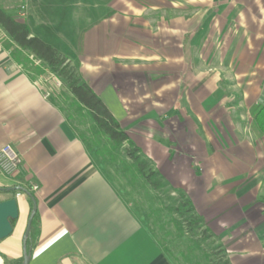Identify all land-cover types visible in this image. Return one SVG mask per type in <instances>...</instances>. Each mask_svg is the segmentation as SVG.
<instances>
[{"label":"crops","instance_id":"crops-1","mask_svg":"<svg viewBox=\"0 0 264 264\" xmlns=\"http://www.w3.org/2000/svg\"><path fill=\"white\" fill-rule=\"evenodd\" d=\"M19 1L31 35L52 45L28 19L56 0ZM98 1L67 2L88 22L75 54L59 51L169 189L187 194L230 264H264V135L252 114L264 102V0H104L103 15ZM7 41L0 28V148L11 144L22 166L0 186L36 200L27 264H175L73 129L50 73L18 62ZM12 197L2 264L22 257L32 208L21 190L0 193Z\"/></svg>","mask_w":264,"mask_h":264},{"label":"trees","instance_id":"trees-1","mask_svg":"<svg viewBox=\"0 0 264 264\" xmlns=\"http://www.w3.org/2000/svg\"><path fill=\"white\" fill-rule=\"evenodd\" d=\"M17 9L18 6L13 4L10 6L0 4V28L9 40L6 45L12 56L24 66L37 74L45 71L53 73L61 81V89L57 92L56 101L61 105V110L66 113L67 119L79 137L94 149L102 160L119 163L122 177L130 182L142 179L153 190H163L166 187L171 189L162 174L153 168L149 159L130 138L128 131L113 116L101 97L82 79L67 56L40 37L31 35L28 23L23 17L18 16ZM36 60L40 61L39 65L35 64ZM252 114L255 127L264 135V102L257 105ZM173 189L177 193V198L169 204L152 208L148 213L150 222L161 235H157L158 233L152 229L151 233L162 250L169 256L171 251L168 241L173 237L184 238L186 233L195 230L199 235L189 239L194 249L202 252L208 264H230L227 255L222 253L224 250H220L221 244L216 252L208 253L203 250L201 241L207 242L215 236L205 225L206 221L203 217L197 214L187 194L183 190ZM15 192L17 190L10 191L12 194ZM153 197L158 199L157 194ZM163 211L169 212L171 216L161 222L160 214ZM37 228V217L34 214L26 242L28 249L33 246ZM194 249L189 248L188 252ZM213 254L216 255V261L211 258ZM21 261L22 257L14 261L5 259L3 264H20Z\"/></svg>","mask_w":264,"mask_h":264},{"label":"rangeland","instance_id":"rangeland-1","mask_svg":"<svg viewBox=\"0 0 264 264\" xmlns=\"http://www.w3.org/2000/svg\"><path fill=\"white\" fill-rule=\"evenodd\" d=\"M43 1L46 2L48 0ZM61 1L62 0H56V3H54V5L56 6H53L51 4L48 6L47 3L45 4V7L39 5V7L36 8V12L30 14L28 21H30L33 30H35L38 35L47 39L58 50H65L67 54H69V52L75 54V44L80 33L79 27L86 24V21L88 22V20H86V17L85 20L82 19L83 14L79 12V7L77 5L72 8L73 5L69 6V3H67L68 1L70 3H74L79 0H66L64 2ZM98 3L99 7L102 10L101 14L103 15V13L106 11L104 7L105 2L104 0H100L98 1ZM0 4L6 6H10L13 4L15 6H18L17 11L20 10L19 7L21 6L19 0H0ZM86 6V9H88V2L86 3ZM64 10L67 11L64 12ZM88 13L89 12L86 13L87 18L94 15ZM96 15L98 16L99 14L96 13ZM8 42L9 40L7 41V43ZM35 64L39 65L40 61H36ZM46 73L47 71L41 74L42 76H46ZM50 74L52 75H50L48 79L54 83L53 85L55 86V89H61V81L53 73ZM57 80L59 84H57ZM103 162L109 165V174L112 180L115 182L117 188L126 198L130 206L135 210V212H137L140 217H142L143 222H145V224L151 231L153 229L156 231V233H158L157 235L161 236L159 231L150 222L148 213H150L152 208L156 206L158 207L162 204L171 203L175 198H177L176 191H172L167 187L163 190H153L142 179L130 182L127 178L122 177L119 163H109L104 160ZM156 194L158 195V199H154L153 197ZM170 216L171 214L169 212L163 211L160 214L161 222L166 221ZM198 235V232L194 230L193 232L186 233L184 238L178 239L173 237L170 239V241H168V247L171 251L168 257L173 263L208 264L202 252L200 250L194 249L192 242L189 239L197 237ZM201 245L205 252H216L221 248L220 250H224L222 251V253L224 252L225 254H227L224 248V244L218 237L209 239L207 242L201 241ZM219 245L221 246L220 248ZM189 248H192L194 250L189 253ZM211 258L214 261L217 260L216 255L214 254L211 256Z\"/></svg>","mask_w":264,"mask_h":264},{"label":"water","instance_id":"water-1","mask_svg":"<svg viewBox=\"0 0 264 264\" xmlns=\"http://www.w3.org/2000/svg\"><path fill=\"white\" fill-rule=\"evenodd\" d=\"M14 190L23 191L32 201V208L27 217L26 227L22 239V261L20 264H27L30 257V249L27 248V239L31 228V221L36 211V200L33 194L26 188L20 186H0V191L9 192ZM19 217V209L15 197L0 201V239L10 235L13 231V221Z\"/></svg>","mask_w":264,"mask_h":264},{"label":"built area","instance_id":"built-area-1","mask_svg":"<svg viewBox=\"0 0 264 264\" xmlns=\"http://www.w3.org/2000/svg\"><path fill=\"white\" fill-rule=\"evenodd\" d=\"M24 9H25L24 6L20 7V10L18 11L19 17L24 16L25 13ZM36 61L38 62L39 60ZM50 75L52 74H49V76ZM57 84H59L58 80H57ZM21 166H22V158L19 152L9 143L3 145L0 148V179L15 176V174L20 170ZM0 264H2L1 257H0Z\"/></svg>","mask_w":264,"mask_h":264}]
</instances>
